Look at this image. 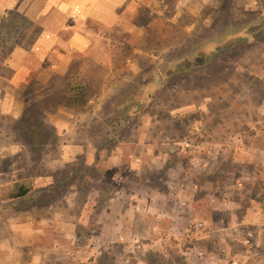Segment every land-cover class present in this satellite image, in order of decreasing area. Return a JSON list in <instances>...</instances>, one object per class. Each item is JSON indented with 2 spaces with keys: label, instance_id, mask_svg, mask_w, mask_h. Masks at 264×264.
Masks as SVG:
<instances>
[{
  "label": "rangeland",
  "instance_id": "obj_1",
  "mask_svg": "<svg viewBox=\"0 0 264 264\" xmlns=\"http://www.w3.org/2000/svg\"><path fill=\"white\" fill-rule=\"evenodd\" d=\"M124 7L103 49L16 86L38 30L0 20V264H264V0Z\"/></svg>",
  "mask_w": 264,
  "mask_h": 264
},
{
  "label": "crops",
  "instance_id": "obj_2",
  "mask_svg": "<svg viewBox=\"0 0 264 264\" xmlns=\"http://www.w3.org/2000/svg\"><path fill=\"white\" fill-rule=\"evenodd\" d=\"M124 4L125 0H0V20L6 17L7 11L13 10L38 30L28 46L18 43L13 47L7 59L13 69L9 82L14 86L20 85L45 67L57 72L66 71L75 54L85 53L92 44L103 49L100 41L102 28L110 29L118 24L127 9ZM91 25L99 30L91 28ZM178 190L180 195L182 190ZM190 197L193 196L190 194ZM184 213V207H181L175 218L185 221ZM110 227L114 230L113 226ZM115 228L116 231H112L114 240L119 234ZM15 256L14 259L17 258ZM5 258V264H12L13 259ZM35 260L32 257L23 261L20 255L14 264H36Z\"/></svg>",
  "mask_w": 264,
  "mask_h": 264
},
{
  "label": "trees",
  "instance_id": "obj_3",
  "mask_svg": "<svg viewBox=\"0 0 264 264\" xmlns=\"http://www.w3.org/2000/svg\"><path fill=\"white\" fill-rule=\"evenodd\" d=\"M31 190V185L26 183L25 181H15L8 186L5 197L7 199L22 198L25 197Z\"/></svg>",
  "mask_w": 264,
  "mask_h": 264
},
{
  "label": "built area",
  "instance_id": "obj_4",
  "mask_svg": "<svg viewBox=\"0 0 264 264\" xmlns=\"http://www.w3.org/2000/svg\"><path fill=\"white\" fill-rule=\"evenodd\" d=\"M180 206L186 208L187 205L185 204V202H182ZM157 217H165V213L163 211H160L158 212ZM191 227L193 228V230L194 229L198 230L199 228L203 227V224L201 222H194L193 224H191ZM191 227L187 228V231L190 232L192 230ZM252 238H253L252 233H248V237L246 238V243H249ZM198 255L202 256L203 251H200Z\"/></svg>",
  "mask_w": 264,
  "mask_h": 264
}]
</instances>
